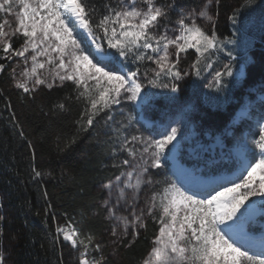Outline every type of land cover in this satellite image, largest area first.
Listing matches in <instances>:
<instances>
[{
  "label": "snow or ice",
  "instance_id": "obj_1",
  "mask_svg": "<svg viewBox=\"0 0 264 264\" xmlns=\"http://www.w3.org/2000/svg\"><path fill=\"white\" fill-rule=\"evenodd\" d=\"M253 4L242 0L233 9L228 20L235 30L222 38L216 31L220 0H196L188 7L176 0H0V74L7 73L16 89L29 94L72 82L76 101L84 103L83 131L101 114L106 125L117 123V133L132 129L115 141L113 153L126 158L113 164L120 174L104 185L103 208L115 222L112 235L121 239L138 237L147 217L159 223L144 264H264V234L257 240L247 229L255 210L249 202L264 198V113L256 122L258 138L243 137L251 158L242 156L235 179L215 183L180 164L182 117L162 125L158 138L136 127L147 125L161 107L159 94L149 88L178 93L185 76L200 78L209 70V88H226L225 78L239 82L245 73L243 65L235 71L233 52L246 50L247 22L241 17ZM190 50L195 59L189 72L181 61ZM221 54L228 63L214 69ZM71 99L55 107L66 109ZM125 101L135 106L136 115L121 109L123 120L117 122L115 106ZM168 161L176 168L175 179L154 180L149 169L164 168ZM149 186L151 195L141 207V193ZM56 231L77 252L78 264H105L91 235L59 226ZM0 264H5L2 254Z\"/></svg>",
  "mask_w": 264,
  "mask_h": 264
},
{
  "label": "trees",
  "instance_id": "obj_2",
  "mask_svg": "<svg viewBox=\"0 0 264 264\" xmlns=\"http://www.w3.org/2000/svg\"><path fill=\"white\" fill-rule=\"evenodd\" d=\"M176 2L188 7L196 0ZM241 3L242 0H220L216 31L222 38L231 35L228 17ZM241 19L256 29L258 38H251L253 47L239 54L245 73L239 82L225 78L226 88H213L202 97L197 128L205 144L227 128L237 109L232 108L233 99L252 96V91L264 92V28L255 27L264 20V0H254L251 10L244 12ZM21 42L17 40L14 46ZM192 55L194 51L190 50L189 61H193ZM130 67L134 69L135 65ZM194 79L193 92L198 94L204 84L197 83L195 76ZM74 89L75 85L67 82L24 93L14 87L7 73L0 74V248L11 264H78L77 252L56 231L58 226H72L81 236L91 235L100 244L106 264H144L158 235L159 223L147 217L146 227L140 229L138 237L114 244L111 223L103 208V187L120 174L113 164L126 158V154L113 153L115 141L118 135H128L132 129L117 133V123L106 125L101 114L91 128L83 131L84 103L76 101ZM155 93L161 101L157 111H162L171 103L167 99L171 95L159 90ZM66 97H72L66 109L55 107ZM134 108L128 101L115 106L116 121L123 120L121 109L125 115H136ZM260 109L264 111V102ZM136 127L143 135L151 133L144 126ZM191 162L198 166V160ZM35 171L42 176L35 177ZM165 174L162 179L158 173L151 175L162 181L170 177L169 168Z\"/></svg>",
  "mask_w": 264,
  "mask_h": 264
},
{
  "label": "rangeland",
  "instance_id": "obj_3",
  "mask_svg": "<svg viewBox=\"0 0 264 264\" xmlns=\"http://www.w3.org/2000/svg\"><path fill=\"white\" fill-rule=\"evenodd\" d=\"M216 6H213V12H216ZM229 21V20H228ZM263 27L264 28V20L259 21L257 24H255V27ZM234 26H231V34L234 31ZM254 28L251 26H247L246 32H245V39L247 41V47L246 50H241L240 48H237L234 50L233 54L237 56V60L234 62L236 65L235 71H239L242 64V57L239 55L240 53H245L247 50L253 47L254 41L251 40V38H258V35L254 34ZM239 35V33L237 34ZM193 60L195 59V55H192ZM215 59V58H214ZM193 61H189V57L186 55L182 61H181V68L185 71L190 72V65ZM224 63H228V58L221 54L219 57V63L214 65L215 68H221ZM212 70L206 71L202 74V77L198 78L197 83H203V87L199 88V93L196 94L193 92V82L195 81L194 75H188L185 76V78L181 81H179L180 85V91L178 93H171L170 91L166 89H151L149 88L148 91L156 92L157 90L165 92L166 94H170L171 96L176 97L175 101H171L170 104H166L162 111H157L155 114H153V117L155 120H152L145 125L147 129H153L152 132L148 135L144 136H156V133L160 130L161 126L164 124H168L171 121H174L177 118L183 119V135L184 140L182 142V155L180 161L182 162V165L188 168L191 167V160L198 158L204 167L200 168L198 172L203 173L207 178H210L212 181L213 179V170L222 168V166L226 163L230 162V159H225L227 157L229 151L222 152L218 151L217 153L214 152V146L215 144L218 146L223 145V139L232 137V130L238 127L239 129V123L234 124V121H238L240 116L242 115H248L247 118L243 120L242 127H240L242 130L245 129L247 132L240 135V137L236 138L235 144L243 145V137H248V139H254L258 138V131H257V120L261 116L262 113H264L263 110L260 109V104L264 102V94H260L258 92L252 91V96H242L239 99H233L231 105L232 108L236 107H243L242 112L235 111L233 118L224 131L222 136L217 137L214 140V143L207 146L203 144L202 136L198 133L197 128V118L200 113V108L202 106V97H204L207 93H209L213 88L207 87L208 83L211 81L212 76L210 74ZM70 81H66L64 83H67ZM59 83V82H57ZM47 88V87H46ZM174 126V125H173ZM158 138V136H156ZM197 151V152H196ZM243 153H245L244 146L242 149ZM198 153V156L196 154ZM248 157L251 158V154L247 153ZM238 157V155H236ZM256 158H259L258 150H256ZM232 160L235 162L236 165L240 163V157L239 158H232ZM254 162V161H253ZM218 164V165H215ZM215 165V167H211ZM169 168L170 170V178L175 179V177L172 175V173L175 171V167L172 164L171 161H168L164 168L161 169H149V174L152 173H158L159 178H164L166 176V169ZM160 180V179H158ZM164 180V179H163ZM103 190L105 192V199L108 197V190L103 187ZM151 195V187L149 186L145 191L141 193L140 196V206L144 207L143 201ZM262 205L259 207V209L256 210V213L264 216V209L262 206L264 205V198L256 197L252 201H250L252 204L256 202H260ZM126 214V213H124ZM108 217V215H107ZM252 219V218H251ZM247 224V229L250 231L251 227H264V222H260L259 219L251 220ZM109 222L111 223V227L114 226V221L110 220L108 218ZM67 228H74L72 226ZM141 229V228H140ZM139 229V231H140ZM119 231V230H118ZM59 235V234H58ZM60 236V235H59ZM63 240L62 236H60ZM111 237L114 239L113 243L116 244L117 242H122L124 239H121L119 236H113L111 232ZM127 238H134L132 235H129ZM125 238V239H127ZM67 243V242H65ZM68 244V243H67ZM0 254H2L5 257V264H11L8 255L0 248ZM106 264V263H105Z\"/></svg>",
  "mask_w": 264,
  "mask_h": 264
},
{
  "label": "bare ground",
  "instance_id": "obj_4",
  "mask_svg": "<svg viewBox=\"0 0 264 264\" xmlns=\"http://www.w3.org/2000/svg\"><path fill=\"white\" fill-rule=\"evenodd\" d=\"M240 156H235V158H239ZM172 162V161H171ZM197 175H198V173H197ZM203 175V174H202ZM222 180H220V181H218V182H221ZM209 182H211V183H215L216 181H209ZM254 205H255V210H254V213H253V215H252V219L251 220H255V219H259V218H261V215H259V214H257L256 213V210L257 209H259V207L262 205V203H261V201L260 202H256V203H254ZM264 228V227H263Z\"/></svg>",
  "mask_w": 264,
  "mask_h": 264
}]
</instances>
